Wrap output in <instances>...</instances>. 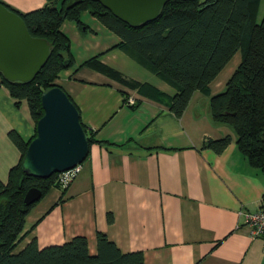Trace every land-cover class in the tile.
Here are the masks:
<instances>
[{
  "label": "crops",
  "instance_id": "0c3cea01",
  "mask_svg": "<svg viewBox=\"0 0 264 264\" xmlns=\"http://www.w3.org/2000/svg\"><path fill=\"white\" fill-rule=\"evenodd\" d=\"M50 1L0 3L25 14ZM263 10L259 3L258 16ZM80 23L82 30L68 20L60 24L73 64L55 85L101 145L88 147L63 192L51 188L30 209L16 250L32 238L42 248L82 236L94 254L100 232L121 253L141 252L143 264H264L261 242L249 236L240 214L258 209L264 170L250 167L236 151L228 126L209 119L208 97L194 92L174 117L167 104L175 90L116 47L119 39L86 12ZM238 62L236 53L209 84L210 95L223 89ZM13 103L0 83L2 181L19 158L8 133L24 143L33 134L25 102ZM223 136L230 143L220 154L199 150L205 139Z\"/></svg>",
  "mask_w": 264,
  "mask_h": 264
},
{
  "label": "trees",
  "instance_id": "16d2710c",
  "mask_svg": "<svg viewBox=\"0 0 264 264\" xmlns=\"http://www.w3.org/2000/svg\"><path fill=\"white\" fill-rule=\"evenodd\" d=\"M66 1L51 0L25 14L0 3L20 17L30 37L44 39L50 45L45 65L28 83H9L0 76L14 106L24 101L28 108L33 123L30 140L35 136V123L42 116L41 94L56 86L57 75L73 64L68 41L59 32L60 24L68 20L82 30L85 27L80 23V14L86 12L119 39L116 47L175 90L167 104L174 117L179 118L191 95L200 92L208 97L209 119L228 126L236 151L250 167L264 170V10L258 16L260 0H170L157 19L136 29L113 17L95 0H80L64 11ZM236 53L239 62L223 89L210 95L209 84ZM95 63L86 62L109 76L115 74ZM80 126L88 147L100 144L92 132L81 123ZM8 137L19 158L9 168L6 179L0 180V264H143L141 252L121 253L100 232L95 233L94 254L88 253L82 236L42 248L32 238L16 250L23 238L25 217L36 204H22L26 191L38 189L41 199L51 188L63 192L65 186L58 185L55 174L44 180L25 176L20 163L30 140L24 143L11 131ZM229 143V136L205 139L199 150L220 154ZM111 221L108 214L107 223Z\"/></svg>",
  "mask_w": 264,
  "mask_h": 264
},
{
  "label": "water",
  "instance_id": "95a60500",
  "mask_svg": "<svg viewBox=\"0 0 264 264\" xmlns=\"http://www.w3.org/2000/svg\"><path fill=\"white\" fill-rule=\"evenodd\" d=\"M95 1L113 17L136 29L157 19L170 0ZM79 2L67 0L64 11ZM49 50L44 39L30 37L20 17L0 4V76L4 81H31L45 65ZM39 101L42 116L35 123V136L26 146L20 168L27 177L44 180L81 164L88 153V143L77 110L58 86L44 91ZM40 197L38 189L30 188L22 204L32 205Z\"/></svg>",
  "mask_w": 264,
  "mask_h": 264
},
{
  "label": "built area",
  "instance_id": "2783aa9c",
  "mask_svg": "<svg viewBox=\"0 0 264 264\" xmlns=\"http://www.w3.org/2000/svg\"><path fill=\"white\" fill-rule=\"evenodd\" d=\"M79 170V165L62 173L55 174V180L58 185L66 186L76 176ZM242 220L249 230V236L252 239H259L261 249L264 255V194L260 198L259 207L254 212H242Z\"/></svg>",
  "mask_w": 264,
  "mask_h": 264
},
{
  "label": "rangeland",
  "instance_id": "374dc122",
  "mask_svg": "<svg viewBox=\"0 0 264 264\" xmlns=\"http://www.w3.org/2000/svg\"><path fill=\"white\" fill-rule=\"evenodd\" d=\"M260 3H261V5H263V3H264V0H260ZM262 13V12H261ZM260 13V14H261ZM236 58H237V55L235 56V58L229 63V66H235V64H236ZM223 74H220L219 75V77H221V79L223 78V75H224V72H222Z\"/></svg>",
  "mask_w": 264,
  "mask_h": 264
}]
</instances>
